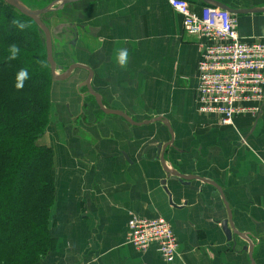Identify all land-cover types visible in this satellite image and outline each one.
Returning <instances> with one entry per match:
<instances>
[{
	"label": "crops",
	"instance_id": "obj_1",
	"mask_svg": "<svg viewBox=\"0 0 264 264\" xmlns=\"http://www.w3.org/2000/svg\"><path fill=\"white\" fill-rule=\"evenodd\" d=\"M186 1L197 13L207 6ZM215 1L264 9V0ZM51 16L61 20L50 27L68 32L54 40L58 75L73 62L89 67L105 107L138 124L164 119L173 134L162 122L133 126L100 111L83 86L85 70L53 82L51 121L39 144L54 152L55 248L39 264H252L246 236L255 264H264V103L257 118L228 127L198 114L203 47L168 0H82ZM236 18L243 41L264 42V14ZM120 50L128 52L124 67ZM166 146L165 168L159 148ZM165 169L216 183L225 203L211 184H181ZM229 213L245 235L235 243L222 229ZM133 217L171 224L179 243L173 262L156 246L139 253L128 243Z\"/></svg>",
	"mask_w": 264,
	"mask_h": 264
},
{
	"label": "trees",
	"instance_id": "obj_2",
	"mask_svg": "<svg viewBox=\"0 0 264 264\" xmlns=\"http://www.w3.org/2000/svg\"><path fill=\"white\" fill-rule=\"evenodd\" d=\"M43 9L52 0L27 3ZM53 79L35 23L0 1V264H39L55 248Z\"/></svg>",
	"mask_w": 264,
	"mask_h": 264
},
{
	"label": "built area",
	"instance_id": "obj_3",
	"mask_svg": "<svg viewBox=\"0 0 264 264\" xmlns=\"http://www.w3.org/2000/svg\"><path fill=\"white\" fill-rule=\"evenodd\" d=\"M183 17L186 33L203 47L197 88L198 114L223 127L238 117L257 118L264 103V42L240 38L238 20L219 8L204 6L195 12L186 0H168ZM127 241L139 253L156 246L166 262H173L179 243L171 224L163 218L133 217Z\"/></svg>",
	"mask_w": 264,
	"mask_h": 264
},
{
	"label": "water",
	"instance_id": "obj_4",
	"mask_svg": "<svg viewBox=\"0 0 264 264\" xmlns=\"http://www.w3.org/2000/svg\"><path fill=\"white\" fill-rule=\"evenodd\" d=\"M80 1H82V0H58L56 2L49 4L48 6H46L43 9L34 10V9L30 8L28 5H26L22 0H2V2L4 4H6L7 6H10V7L16 9L22 15L31 19L35 23V25L37 26L39 33L43 37V40H44V43L46 46L47 61H48V65L50 68V72H51L53 82H59L60 83V82L68 81L72 77V74L74 71L85 70L88 72L89 75H88L87 80L83 84V86L87 88V91L90 94V96L94 97V99L96 101V105L100 109V111H102L103 113L108 114V115L120 116L127 123H129L133 126H141V125L152 124V123H156V122H162L166 125V127L169 128L170 132L172 133L170 126L166 123V121L164 119H155V120L148 121L146 123L138 124V123L134 122L128 116V114L125 112L107 109L102 102V97L99 95V93L91 85V82L94 78V72L89 67L78 65V64L73 62L72 65L67 70H65L63 74L58 75V72L60 70H63V69L58 66V64L55 60L54 40H55L56 36L57 37H60V36L63 37L68 32L65 29L66 28L65 25H62V26L57 25V27L52 28V27H50V25H48V23H50V21H53V20H54V22H59L61 20V17H57V16L52 17L51 14L58 13V12L64 10L67 6L73 5V4L78 3ZM199 1H201L203 4H205L207 6H211V7H215V8H219L221 10H224V11H226V12H228L231 15L236 16V17L246 16V15L264 14V9L235 10V9H231L230 7L224 5L220 2H217L215 0H199ZM82 100H84V98H82ZM167 147L168 146H166L164 148L163 147L159 148V151L161 150L159 153V155L161 154L160 160H161L164 167H165V163H166V160L164 157V152H165ZM166 174L168 175V177L177 178L181 184L182 183L189 184L195 180H200L205 184H211L217 190V192L222 196L223 201L225 203L223 190L216 183H211L210 181H207V180L199 178V177H185L184 175H181L179 173H173L170 170H166ZM164 184L166 185V183H164ZM165 190L167 191V193L171 197L168 190L167 189H165ZM222 229H223V232H224L228 242L235 243L236 237L245 236L242 233L237 232L236 228L233 225V219H232L231 213H229L228 220H226L222 223ZM244 238L249 243L250 260H251L252 264H255L253 256H252L253 245L250 243V239L248 236H246Z\"/></svg>",
	"mask_w": 264,
	"mask_h": 264
},
{
	"label": "clouds",
	"instance_id": "obj_5",
	"mask_svg": "<svg viewBox=\"0 0 264 264\" xmlns=\"http://www.w3.org/2000/svg\"><path fill=\"white\" fill-rule=\"evenodd\" d=\"M128 61V52L127 50H120L118 57H117V62L119 66L124 67L126 66Z\"/></svg>",
	"mask_w": 264,
	"mask_h": 264
},
{
	"label": "rangeland",
	"instance_id": "obj_6",
	"mask_svg": "<svg viewBox=\"0 0 264 264\" xmlns=\"http://www.w3.org/2000/svg\"><path fill=\"white\" fill-rule=\"evenodd\" d=\"M0 1H2V0H0ZM35 1H36V0H26L27 3L31 2L32 4H33V2H35ZM43 1H44V0H39V3H40V2H43ZM52 1H53V0H52ZM57 1H58V0H57ZM29 7H30V6H29ZM30 8H32V9H34V10L37 9V7H35V8H34V7H30Z\"/></svg>",
	"mask_w": 264,
	"mask_h": 264
},
{
	"label": "flooded vegetation",
	"instance_id": "obj_7",
	"mask_svg": "<svg viewBox=\"0 0 264 264\" xmlns=\"http://www.w3.org/2000/svg\"><path fill=\"white\" fill-rule=\"evenodd\" d=\"M51 27L52 28H54V25H51ZM107 108V107H106ZM99 109V108H98ZM107 109H109V108H107ZM100 110V109H99ZM109 110H115V109H109ZM115 111H117V110H115Z\"/></svg>",
	"mask_w": 264,
	"mask_h": 264
},
{
	"label": "bare ground",
	"instance_id": "obj_8",
	"mask_svg": "<svg viewBox=\"0 0 264 264\" xmlns=\"http://www.w3.org/2000/svg\"><path fill=\"white\" fill-rule=\"evenodd\" d=\"M3 3V2H2ZM237 238V237H236Z\"/></svg>",
	"mask_w": 264,
	"mask_h": 264
}]
</instances>
